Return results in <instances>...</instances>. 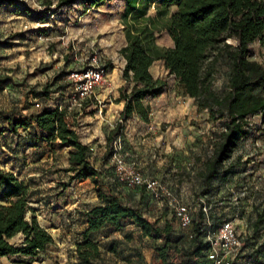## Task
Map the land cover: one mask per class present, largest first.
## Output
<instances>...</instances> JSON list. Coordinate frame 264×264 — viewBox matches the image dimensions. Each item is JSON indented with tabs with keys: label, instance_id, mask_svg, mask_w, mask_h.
Masks as SVG:
<instances>
[{
	"label": "rangeland",
	"instance_id": "1",
	"mask_svg": "<svg viewBox=\"0 0 264 264\" xmlns=\"http://www.w3.org/2000/svg\"><path fill=\"white\" fill-rule=\"evenodd\" d=\"M160 2L144 0L140 10L127 18L125 0H107L85 13L76 7L59 10L55 2L49 7L45 0H15L14 4L4 1L0 5V142L5 146L0 159L7 165L4 169L18 171L29 185L33 214L54 237V243L32 264H83L76 248L82 241L85 212L98 202L97 193L90 178L77 179L62 189V183L71 175L65 171L70 165L67 149L50 151L47 158L34 161L41 153L30 154L25 141L18 139L15 143L13 134L1 130L7 127L9 115L26 118L47 109L52 101L64 104L68 72L82 68L94 53L108 67V83L98 88L96 97L81 109L70 111L67 119L89 146L90 163L100 170L104 185L110 188L116 184L124 202L137 207L148 221L161 227L170 225L173 241L179 247L193 245L194 226L201 215L205 233L213 232L223 220H231L243 242L232 264H264L263 115L251 117V133L239 141L224 162L222 170L232 165L228 177L214 179L204 193L207 162L225 130L224 121L215 119L208 108L201 109L195 98L184 93L163 62L157 61L150 71L167 81L166 89L145 100L149 107L147 119L134 114L118 131L113 144L108 141L122 121L125 105V100L120 99V87L126 84V61L121 53L127 44L126 29L136 20L155 16ZM175 9L172 6L171 12ZM156 36L160 46H172V39L162 28ZM250 55L264 62L259 41L251 44ZM214 56L215 53L210 59ZM228 79L229 67L220 59L212 89L223 94L229 88ZM115 153L122 154L128 165H134L145 177L158 179L178 203L189 207L194 223L181 224L170 198L158 199L142 188L117 182ZM259 216L263 220L255 228ZM92 238L103 253L93 264H163L156 249L163 239L144 236L132 219L124 220L120 230L106 227ZM170 259L179 262L180 253L171 250ZM20 261L17 256L0 257V264H23ZM192 264L212 262L204 252Z\"/></svg>",
	"mask_w": 264,
	"mask_h": 264
},
{
	"label": "trees",
	"instance_id": "2",
	"mask_svg": "<svg viewBox=\"0 0 264 264\" xmlns=\"http://www.w3.org/2000/svg\"><path fill=\"white\" fill-rule=\"evenodd\" d=\"M4 1L15 3V0H0V5ZM106 1L45 0V4L50 7L55 2L59 10L76 7L85 13ZM125 1L127 18L140 10L144 0ZM172 6L176 7L174 12H171ZM160 28L172 39V46L163 47L156 42ZM126 38L127 44L121 48L126 60L123 69L126 84L120 87V99L125 100V105L122 121L109 136V143L113 144L118 131L134 114L148 118L145 100L158 96L167 87L165 79L155 77L150 71L155 62L162 61L186 95L195 98L201 109L208 108L215 119L224 121L225 130L207 162L203 189L206 193L214 179L227 178L231 172L232 165L222 170L223 164L239 141L251 133L254 125L251 117L257 114L264 117V62L250 55L255 41L264 49V0H161L155 16H146L143 21L128 25ZM213 53L215 56L210 59ZM220 59L229 67V88L223 94L212 89L215 66ZM67 117V112L58 107L26 118L9 115L8 125L1 131L16 133L21 128L37 126L46 133L44 137L48 141L58 140L61 146L72 148L70 165L65 169L71 175L62 183V189L66 190L77 179L90 178L94 183L98 202L85 212L86 228L76 248L81 263L93 264L103 256L92 238L94 234L106 227L120 230L126 219H132L144 236L163 239L156 247L163 264H192L202 253L208 256L210 244L206 240L208 233L202 228L203 215L194 226L193 245L179 247L173 241L170 225L161 227L148 221L137 207L124 202L115 189L116 184L110 188L104 185L100 170L90 163L89 146ZM30 198L29 185L14 172L0 167V257L17 256L23 264H32L54 243L53 235L33 214ZM262 220L260 216L257 218L255 228ZM173 249L180 253L179 262L170 259Z\"/></svg>",
	"mask_w": 264,
	"mask_h": 264
},
{
	"label": "built area",
	"instance_id": "3",
	"mask_svg": "<svg viewBox=\"0 0 264 264\" xmlns=\"http://www.w3.org/2000/svg\"><path fill=\"white\" fill-rule=\"evenodd\" d=\"M108 67L102 57L94 53L80 69L68 72L66 79L69 83L64 104L58 103L61 111L67 114L75 109H81L84 104L96 97V90L108 83ZM37 107L40 103L36 104ZM116 179L132 188H144L155 198L168 197L174 210L175 217L183 226L193 223V214L185 204L178 203L170 190L165 188L158 179L145 177L134 165H128L125 157L120 153L114 155ZM204 209H207L204 206ZM206 240L210 244L208 259L212 264H232L242 248V238L233 221L225 220L213 232L207 234Z\"/></svg>",
	"mask_w": 264,
	"mask_h": 264
},
{
	"label": "crops",
	"instance_id": "4",
	"mask_svg": "<svg viewBox=\"0 0 264 264\" xmlns=\"http://www.w3.org/2000/svg\"><path fill=\"white\" fill-rule=\"evenodd\" d=\"M58 103H59V101H56V102L52 101V103H51L52 105L49 106L47 109L56 108V105ZM22 129L16 133H12V132H10V133L14 135V139L16 141L15 143L18 142V139H19V141H25V143L27 145L26 148L28 149V151H30L29 152L30 154L33 155V154L41 153L40 156H38L34 161L41 160L40 158H42V156H45V158H47L50 151L53 152V151L57 150L58 152H60V151H62V149H67L68 155L72 151V148L70 146H61L59 144L58 140L57 141H48L44 137L46 133L44 131H42L41 129H39L37 126L32 127V128H22ZM3 133H7V132L5 131ZM18 136H19V138H18ZM0 138H1V136H0ZM3 149H5V146L3 143L1 144V142H0V154L4 153ZM52 152H51V155H52ZM49 160L51 161L52 157L49 158ZM68 161H69V157H68ZM0 167H2V168L7 167V165H3L1 163V159H0ZM8 170L14 172L20 179H22V175L19 176L18 171H15L13 169H8ZM67 173H70V172H67ZM84 181H86V180H84ZM85 228H86V223H85ZM248 262H250V260H248Z\"/></svg>",
	"mask_w": 264,
	"mask_h": 264
}]
</instances>
